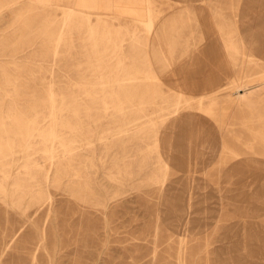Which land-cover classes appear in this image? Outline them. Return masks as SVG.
<instances>
[{
	"label": "rangeland",
	"instance_id": "obj_1",
	"mask_svg": "<svg viewBox=\"0 0 264 264\" xmlns=\"http://www.w3.org/2000/svg\"><path fill=\"white\" fill-rule=\"evenodd\" d=\"M0 264H264V0H0Z\"/></svg>",
	"mask_w": 264,
	"mask_h": 264
},
{
	"label": "bare ground",
	"instance_id": "obj_2",
	"mask_svg": "<svg viewBox=\"0 0 264 264\" xmlns=\"http://www.w3.org/2000/svg\"><path fill=\"white\" fill-rule=\"evenodd\" d=\"M126 1V0H125ZM130 1V0H129ZM128 2V1H127ZM245 42V41H244ZM232 48V47H231ZM235 49V48H234ZM167 51V50H166ZM174 51V50H173ZM177 82V81H176ZM184 96V95H183ZM189 100V99H188ZM177 106V105H176ZM105 107V106H104ZM176 108V107H175ZM182 110V109H181ZM96 138V137H95ZM94 142V141H93ZM93 145V144H92ZM198 157V156H197ZM190 158V157H189ZM101 166V165H100ZM243 179V178H242Z\"/></svg>",
	"mask_w": 264,
	"mask_h": 264
}]
</instances>
